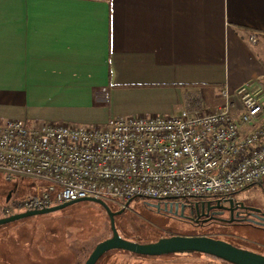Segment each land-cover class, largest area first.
<instances>
[{"label": "crops", "instance_id": "crops-1", "mask_svg": "<svg viewBox=\"0 0 264 264\" xmlns=\"http://www.w3.org/2000/svg\"><path fill=\"white\" fill-rule=\"evenodd\" d=\"M248 82L264 103V0H0V121L216 110Z\"/></svg>", "mask_w": 264, "mask_h": 264}, {"label": "built area", "instance_id": "built-area-1", "mask_svg": "<svg viewBox=\"0 0 264 264\" xmlns=\"http://www.w3.org/2000/svg\"><path fill=\"white\" fill-rule=\"evenodd\" d=\"M251 43L258 38L252 34ZM216 110L114 118L106 126L0 121V172L44 181L3 216L94 197L121 208L156 200L222 197L264 178V103L253 83L222 90ZM98 102L108 103L104 89ZM1 217V216H0Z\"/></svg>", "mask_w": 264, "mask_h": 264}, {"label": "rangeland", "instance_id": "rangeland-1", "mask_svg": "<svg viewBox=\"0 0 264 264\" xmlns=\"http://www.w3.org/2000/svg\"><path fill=\"white\" fill-rule=\"evenodd\" d=\"M44 181L14 175L9 181L0 172V216L3 208L14 199L40 192ZM257 208L264 209V178L234 193ZM8 196L9 199H8ZM180 203L179 213L166 209V203ZM197 197L178 200H156L137 196L125 207L120 223L121 236L148 243L172 235H209L224 237L231 233L234 239H225L235 246L264 255V228L253 224L220 227L197 226L182 217H188ZM113 211L122 209L117 201L105 200ZM185 204L184 216H180ZM158 205H160L158 207ZM119 221L116 220L117 228ZM112 235L106 209L91 200H81L64 209L32 215L0 225V264H85L89 254L102 240ZM126 236V237H125ZM106 254V253H105ZM97 264H229L221 259L194 252L170 253L159 256L138 255L113 249Z\"/></svg>", "mask_w": 264, "mask_h": 264}, {"label": "water", "instance_id": "water-1", "mask_svg": "<svg viewBox=\"0 0 264 264\" xmlns=\"http://www.w3.org/2000/svg\"><path fill=\"white\" fill-rule=\"evenodd\" d=\"M9 197L10 196H8V199ZM132 199H129L127 201L126 206L129 205ZM81 200H91L101 204L106 209L109 215L112 229V236L100 241L95 246V248L90 253L89 257L87 258L85 264H96L97 261L105 253L113 249H123L139 255L146 256H159L164 254L183 252H200L224 259L233 264H264V255L252 250L240 248L224 239L215 238L209 235H172L162 237L154 242L148 243L129 240L120 235L115 220V216L124 212L125 207L120 209L119 211H113L104 200L94 197H85L82 199L61 203L51 207L28 210L20 213H15L6 217H0V225L32 215L44 214L61 210ZM165 200H178V198H170ZM194 205L196 209L199 210L200 206L202 208L204 207V201L195 202ZM159 206L160 205H158V207ZM179 208L180 203L178 201H167L166 203V209H169L170 212L174 211L175 214L179 213ZM184 209L185 204H182L180 216H184ZM260 218L264 220V217ZM255 222L262 223L258 221Z\"/></svg>", "mask_w": 264, "mask_h": 264}, {"label": "flooded vegetation", "instance_id": "flooded-vegetation-1", "mask_svg": "<svg viewBox=\"0 0 264 264\" xmlns=\"http://www.w3.org/2000/svg\"><path fill=\"white\" fill-rule=\"evenodd\" d=\"M204 201V207H199L196 209L195 205L191 206V213L187 217H182L192 222L197 226H209L216 227L213 224H219L220 227L229 225H239V224H253L255 226L264 228V220L260 217H264V209L257 208L245 200L238 199L235 195L222 196V197H199L198 201ZM122 217H124V212L115 216V220L119 221L118 229L120 235L123 233V227L121 226ZM262 222V223H257ZM112 236V235H111ZM110 236V237H111ZM214 237V236H213ZM215 238L220 239H234L235 235L231 233L224 234V237Z\"/></svg>", "mask_w": 264, "mask_h": 264}, {"label": "trees", "instance_id": "trees-1", "mask_svg": "<svg viewBox=\"0 0 264 264\" xmlns=\"http://www.w3.org/2000/svg\"><path fill=\"white\" fill-rule=\"evenodd\" d=\"M126 237V236H125ZM128 238V237H127ZM129 240H131V239H129ZM116 250H118V249H116ZM120 251H125V252H128V253H130L132 256H138L139 254H136V253H133V252H130V251H127V250H123V249H119ZM194 253H199V254H205V253H200V252H194ZM107 254V253H106ZM106 254H104L102 257H104ZM90 255V254H89ZM205 255H208V254H205ZM209 256H212V255H209ZM89 257V256H88ZM101 257V258H102ZM212 257H215V256H212ZM100 258V259H101ZM215 258H218V257H215ZM100 259L97 261V263L100 261ZM218 259H221V258H218ZM221 260H223V261H225V262H227V263H229V264H233V263H231V262H229V261H226V260H224V259H221ZM96 263V264H97Z\"/></svg>", "mask_w": 264, "mask_h": 264}]
</instances>
